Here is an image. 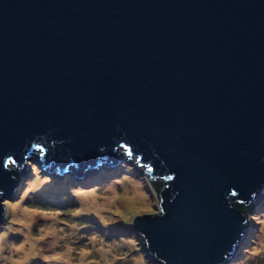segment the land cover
<instances>
[{
	"label": "water",
	"instance_id": "water-1",
	"mask_svg": "<svg viewBox=\"0 0 264 264\" xmlns=\"http://www.w3.org/2000/svg\"><path fill=\"white\" fill-rule=\"evenodd\" d=\"M36 151L77 178L127 152L147 256L228 264L264 197V0H0V225Z\"/></svg>",
	"mask_w": 264,
	"mask_h": 264
},
{
	"label": "rangeland",
	"instance_id": "rangeland-1",
	"mask_svg": "<svg viewBox=\"0 0 264 264\" xmlns=\"http://www.w3.org/2000/svg\"><path fill=\"white\" fill-rule=\"evenodd\" d=\"M36 153L20 171L16 193L3 198L0 264H102L101 258L112 264H156L132 223L156 213L159 200L130 154L115 168L92 170L82 180L72 170L59 176L60 171L45 168L41 152ZM138 193L143 201L134 199ZM249 224L228 264H264V197L251 210Z\"/></svg>",
	"mask_w": 264,
	"mask_h": 264
},
{
	"label": "clouds",
	"instance_id": "clouds-1",
	"mask_svg": "<svg viewBox=\"0 0 264 264\" xmlns=\"http://www.w3.org/2000/svg\"><path fill=\"white\" fill-rule=\"evenodd\" d=\"M67 172V170L65 171V172H59L60 174H59V176H63L62 174H64V173H66ZM71 191H73L74 192V194H75V190H72V189H70ZM97 222L98 223H101V221L99 220V218H97ZM102 226H104L103 224H102ZM250 229H251V226H250ZM101 260H102V264H112V262L110 261V260H104L103 258H101ZM97 264H101V261H97Z\"/></svg>",
	"mask_w": 264,
	"mask_h": 264
},
{
	"label": "bare ground",
	"instance_id": "bare-ground-1",
	"mask_svg": "<svg viewBox=\"0 0 264 264\" xmlns=\"http://www.w3.org/2000/svg\"><path fill=\"white\" fill-rule=\"evenodd\" d=\"M126 153V152H125ZM128 155V154H127ZM125 157H126V154H124V156H123V158L125 159ZM122 160V159H121ZM117 166V165H116ZM109 168H115V167H109ZM67 173V172H66ZM66 173H64V174H62L63 176H66ZM90 173V171L87 173L86 172V174H85V176L87 175V174H89ZM70 174V173H69ZM73 174V173H72ZM71 174V175H72ZM74 177H75V175H73ZM75 178H77V177H75ZM82 178V177H81ZM81 178H78V179H81ZM84 179V177L82 178V180ZM138 197H136L135 196V198L134 199H136V200H138V201H143L142 199H141V196H140V193H138V195H137Z\"/></svg>",
	"mask_w": 264,
	"mask_h": 264
}]
</instances>
